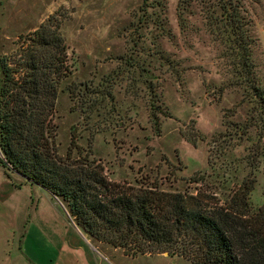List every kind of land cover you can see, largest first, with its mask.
I'll list each match as a JSON object with an SVG mask.
<instances>
[{
	"label": "rangeland",
	"instance_id": "rangeland-1",
	"mask_svg": "<svg viewBox=\"0 0 264 264\" xmlns=\"http://www.w3.org/2000/svg\"><path fill=\"white\" fill-rule=\"evenodd\" d=\"M214 1L18 0L6 20L19 19L22 33L11 40L10 30L0 36V57L16 51L18 37L46 19L61 21L72 69L60 86L54 116L61 157L71 151L73 160L102 165L110 180L156 182L166 192H194L192 178L201 176L223 202L249 175L256 182L250 195L256 211L264 204V158L257 169L248 163L255 129L241 140L234 135L256 101L239 75L238 60L229 56V44L207 24ZM231 1H239L250 40L251 81L264 89V0ZM215 7L219 19L223 11ZM197 135L194 146L189 138ZM214 136L221 148L209 163ZM64 207L36 187L14 189L0 169V243L10 232L9 243L22 246L20 255H7L17 264H35L74 254L76 230ZM100 249L118 256V264H191L167 254L130 259L120 249Z\"/></svg>",
	"mask_w": 264,
	"mask_h": 264
},
{
	"label": "trees",
	"instance_id": "trees-1",
	"mask_svg": "<svg viewBox=\"0 0 264 264\" xmlns=\"http://www.w3.org/2000/svg\"><path fill=\"white\" fill-rule=\"evenodd\" d=\"M215 1L207 24L229 44V56L238 60L239 75L256 101L234 135L241 140L255 129L257 143L249 149L248 163L257 169L264 158V89L251 81L254 65L236 9L239 1ZM215 6L223 11L219 19ZM18 39L16 51L0 57V164L8 178L10 171L59 198L94 241L125 256L167 254L191 264H264V204L253 210L250 195L256 182L249 175L223 202L201 176L192 178L198 185L194 192H166L156 182L110 180L102 165L73 160L71 151L61 157L54 116L60 86L72 74L61 21L48 18ZM68 91L74 94L75 86ZM198 138L189 141L195 146ZM220 148L214 136L209 163Z\"/></svg>",
	"mask_w": 264,
	"mask_h": 264
},
{
	"label": "crops",
	"instance_id": "crops-1",
	"mask_svg": "<svg viewBox=\"0 0 264 264\" xmlns=\"http://www.w3.org/2000/svg\"><path fill=\"white\" fill-rule=\"evenodd\" d=\"M18 0H0V36L3 35L6 30H10L14 33V37L10 38L14 39L16 38L20 32V30L16 29L18 24H20V20L17 19L16 17L10 16V21L7 22L6 20V14L8 11L12 8L15 7V3ZM9 9V10H8ZM12 11V10H11ZM9 24V26L7 24ZM35 29V28H34ZM31 31V30H30ZM27 31V32H30ZM1 157V154H0ZM0 169H2L4 175L8 180H10L13 183L14 189L20 190L24 185H29L31 187H36L40 189L41 191L49 194L51 197L57 199L54 197L52 194H50L48 191L44 190L43 188L35 185H31L26 182L25 179H23L21 176L17 175L19 179H21L23 183L17 182V179H14L13 177L8 178L6 173V169L0 164ZM18 179V180H19ZM20 185V187H17L16 185ZM59 199V198H58ZM64 212L68 215L72 223L74 224L75 228V236L77 237L78 241V249L74 254L71 252L66 255H59L55 258H49L46 261H40V262H35V264H118V261H116V258L118 256L115 255H107L104 253L101 249L100 246L102 245L101 243H98L94 241L74 220L73 217L69 214L68 210L64 207L63 208ZM10 232H8L6 235L3 237L6 238L0 243V264H17L19 263V260L16 261V259L12 256L7 255L12 254V253H17L20 255L19 252H22V246H21V241H19L18 247L12 246L11 240H7L9 237ZM13 237V236H12ZM2 240V239H1ZM6 241V242H5ZM10 242V243H9ZM123 257L133 259L131 257L122 255ZM136 259V258H135Z\"/></svg>",
	"mask_w": 264,
	"mask_h": 264
}]
</instances>
